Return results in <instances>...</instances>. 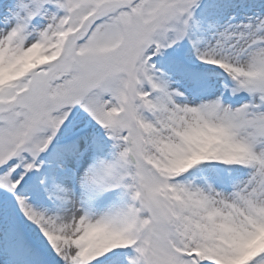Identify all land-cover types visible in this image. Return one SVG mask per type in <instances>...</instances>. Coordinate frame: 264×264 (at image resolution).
<instances>
[{
  "label": "snow or ice",
  "instance_id": "6c2138e0",
  "mask_svg": "<svg viewBox=\"0 0 264 264\" xmlns=\"http://www.w3.org/2000/svg\"><path fill=\"white\" fill-rule=\"evenodd\" d=\"M0 264H264V0H0Z\"/></svg>",
  "mask_w": 264,
  "mask_h": 264
}]
</instances>
